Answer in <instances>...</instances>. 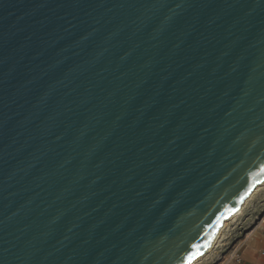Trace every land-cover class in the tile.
<instances>
[{
    "label": "water",
    "instance_id": "1",
    "mask_svg": "<svg viewBox=\"0 0 264 264\" xmlns=\"http://www.w3.org/2000/svg\"><path fill=\"white\" fill-rule=\"evenodd\" d=\"M264 182V0H0V264H191Z\"/></svg>",
    "mask_w": 264,
    "mask_h": 264
},
{
    "label": "rangeland",
    "instance_id": "2",
    "mask_svg": "<svg viewBox=\"0 0 264 264\" xmlns=\"http://www.w3.org/2000/svg\"><path fill=\"white\" fill-rule=\"evenodd\" d=\"M237 213L224 222L209 249L192 264H224L234 251L238 252L244 239L261 220L264 224V182Z\"/></svg>",
    "mask_w": 264,
    "mask_h": 264
},
{
    "label": "crops",
    "instance_id": "3",
    "mask_svg": "<svg viewBox=\"0 0 264 264\" xmlns=\"http://www.w3.org/2000/svg\"><path fill=\"white\" fill-rule=\"evenodd\" d=\"M263 220L249 233L240 246L238 262L230 264H264V224Z\"/></svg>",
    "mask_w": 264,
    "mask_h": 264
},
{
    "label": "built area",
    "instance_id": "4",
    "mask_svg": "<svg viewBox=\"0 0 264 264\" xmlns=\"http://www.w3.org/2000/svg\"><path fill=\"white\" fill-rule=\"evenodd\" d=\"M239 258L237 256V252H233L232 255L230 256V258L224 263V264H230L232 262H238Z\"/></svg>",
    "mask_w": 264,
    "mask_h": 264
},
{
    "label": "bare ground",
    "instance_id": "5",
    "mask_svg": "<svg viewBox=\"0 0 264 264\" xmlns=\"http://www.w3.org/2000/svg\"><path fill=\"white\" fill-rule=\"evenodd\" d=\"M262 184H263V183H262ZM254 191H255V190H254ZM254 191H253V192H254ZM253 192H252V193H253ZM252 193H251V194H252ZM249 197H250V196H249ZM249 197H248V198H249ZM248 198H247V199H248ZM247 199H246V200H247ZM246 200H245V201H246ZM240 212H241V211H240ZM240 212H239V213H240ZM236 213H237V212H236ZM239 213H237V215H238ZM233 215H234V214H233ZM233 215H232V216H233ZM235 216H236V215H235ZM231 219H232V218H231ZM231 219H230V220H231ZM228 220H229V219H228ZM223 224H224V223H223ZM222 226H223V225H222ZM218 232H219V231H218ZM217 234H218V233H217ZM202 256H203V255H202ZM198 259H199V258H198ZM196 260H197V259H196ZM196 260H195V261H196ZM195 261H193V262H195ZM193 262H192V263H193ZM192 263H191V264H192Z\"/></svg>",
    "mask_w": 264,
    "mask_h": 264
}]
</instances>
